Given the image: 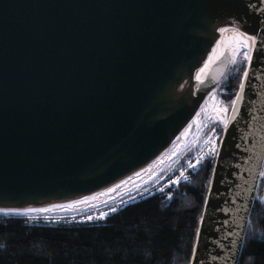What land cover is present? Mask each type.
Masks as SVG:
<instances>
[{
	"label": "water",
	"instance_id": "obj_1",
	"mask_svg": "<svg viewBox=\"0 0 264 264\" xmlns=\"http://www.w3.org/2000/svg\"><path fill=\"white\" fill-rule=\"evenodd\" d=\"M255 38L225 119L190 264H238L264 175V0H0V208L85 196L146 165Z\"/></svg>",
	"mask_w": 264,
	"mask_h": 264
},
{
	"label": "trees",
	"instance_id": "obj_2",
	"mask_svg": "<svg viewBox=\"0 0 264 264\" xmlns=\"http://www.w3.org/2000/svg\"><path fill=\"white\" fill-rule=\"evenodd\" d=\"M245 68L246 63L232 66L220 84L227 113ZM216 120L220 143L224 124ZM215 157L186 170L187 180L104 212L92 208L65 216L0 214V264H190ZM238 264H264V175Z\"/></svg>",
	"mask_w": 264,
	"mask_h": 264
},
{
	"label": "rangeland",
	"instance_id": "obj_3",
	"mask_svg": "<svg viewBox=\"0 0 264 264\" xmlns=\"http://www.w3.org/2000/svg\"><path fill=\"white\" fill-rule=\"evenodd\" d=\"M251 52L243 44H240L237 56L230 60L229 69L242 63L247 65ZM221 94L220 85H218L206 104L198 111L197 117L186 130L184 137L180 138L168 150L164 163L158 169L143 175L137 180L130 181L127 187L93 206L82 207L74 211H60L51 214V216H65L66 214L84 212L92 208L102 209L101 212H104L109 206H117L131 199L165 189L180 177L181 172L185 173L189 168L197 167L206 158L215 156L219 147L216 114L222 113L226 119L230 112L227 113L225 107H222ZM190 164L195 165V167H189ZM94 216L95 212L88 217L93 218Z\"/></svg>",
	"mask_w": 264,
	"mask_h": 264
},
{
	"label": "bare ground",
	"instance_id": "obj_4",
	"mask_svg": "<svg viewBox=\"0 0 264 264\" xmlns=\"http://www.w3.org/2000/svg\"><path fill=\"white\" fill-rule=\"evenodd\" d=\"M233 33L232 35H230ZM255 42V38L251 35H247L240 30H238L236 27L231 25H226L221 27L218 30L217 33V41L214 44L213 50L208 56V59L206 60V63L203 65V67L200 69V71L191 79L189 86L195 87L201 79V76L207 66L209 65L212 58H214L216 55H218L220 52H222L223 48L227 51V53L230 56V59L232 60L235 58L239 52L240 44H243L246 49H248L250 52L253 49ZM215 90V89H214ZM214 90H212L204 99L201 106L196 111L195 115L193 116L190 123L187 125V127L180 133V135L172 142V144L163 152H161L159 155H157L154 159H152L150 162H148L146 165L138 168L137 170L133 171L132 173L122 177L121 179L115 181L114 183H111L110 185L103 187L97 191H94L92 193H89L85 196L66 200L62 202H55L50 204H42V205H35L31 207L26 208H20V209H3L0 208V214L2 215H14V216H24V217H34V216H47L51 214H55L60 211H74L77 209H80L82 207H88L93 206L100 201H103L104 199H107L119 191H121L123 188L127 187V184L130 181H134L139 179L145 174L151 173L153 170L158 169L162 164L164 163L165 156L168 152V150L180 139L183 138L186 134V130L190 127L192 122L195 120V118L198 115V111L203 107L208 99L212 96ZM139 174V175H137ZM119 185V187H117ZM38 209H51L50 211H29V210H38ZM21 213H27L26 215H22Z\"/></svg>",
	"mask_w": 264,
	"mask_h": 264
},
{
	"label": "snow or ice",
	"instance_id": "obj_5",
	"mask_svg": "<svg viewBox=\"0 0 264 264\" xmlns=\"http://www.w3.org/2000/svg\"><path fill=\"white\" fill-rule=\"evenodd\" d=\"M189 167H195V165L190 164ZM137 175H139V174H137ZM179 179L187 180L188 177L185 176L183 172H181L180 177H178L177 180L173 181L172 183H178ZM117 187H119V185ZM50 210L51 209H38V210H29V211H50ZM111 211L115 212V211H117V209L116 208H112ZM21 214L22 215H26L27 213H21ZM103 215H106V214H101V216H103ZM88 219H92V217H88Z\"/></svg>",
	"mask_w": 264,
	"mask_h": 264
}]
</instances>
